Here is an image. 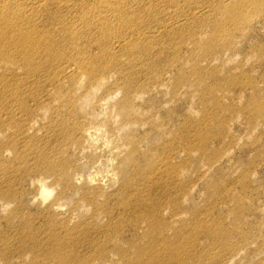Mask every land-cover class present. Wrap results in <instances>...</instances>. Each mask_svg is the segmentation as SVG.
Listing matches in <instances>:
<instances>
[{
    "label": "rangeland",
    "instance_id": "rangeland-1",
    "mask_svg": "<svg viewBox=\"0 0 264 264\" xmlns=\"http://www.w3.org/2000/svg\"><path fill=\"white\" fill-rule=\"evenodd\" d=\"M223 1L225 0H0L18 14L22 10H31L30 13H34L47 9L49 13L45 17L50 16L56 20V24H52L54 27L50 25L44 29L53 34L48 38L54 41L53 48L62 51L65 56H71V60L81 57L87 60L86 62L98 64L101 67L99 76L117 70L116 64L130 62L129 57L136 52V45H139L144 53L142 57H160L159 66L147 72L148 76L153 72L163 73L174 68L177 58L193 61L192 67L174 71L173 79L169 83V92L166 93V88L161 91L148 90L141 99L134 101L136 106L154 113L157 123H136L133 130H129L132 135L145 140L149 150L155 153L152 168H148L149 161L141 157V166L145 167L144 182H141L140 186L143 193H139V197L130 195L127 200L129 211L123 216L115 212L112 220L127 244L125 249L130 252L131 260H118V252L113 251L107 260L96 258L98 261L93 264H137L133 263L132 256L137 258L138 254L132 248L137 246L144 254L152 244L157 245L162 239H157V235L150 233L143 241H139L135 226L150 218L152 224L161 226L166 222L167 227L163 230L170 227L169 212L164 215V220L156 216L157 211L164 207H169L172 214L176 210L182 211L186 220L175 226V229L179 230L175 238L176 232L165 236L168 240H174L158 247L162 253L165 249L179 247L184 240L185 243L189 242V256H198V261L190 260L192 264H200V257L206 256L207 250L208 256L211 253L220 255L216 262L208 259V264H224L223 254L228 256L238 251V257L231 264H264V0H244L223 18L220 16L224 14L218 17L215 10L209 12L206 9L198 13L199 9L209 6L215 9ZM32 2L34 4H31ZM111 8H116V13L109 15L105 24L106 35L102 36L103 38L86 36L88 34L83 33V27L88 18L84 17L92 12L104 15ZM178 21L181 22L179 29L170 28L162 37L153 34L158 27ZM36 22H39V17ZM137 27L141 36H131L129 32ZM63 29L71 30L65 32L71 40L57 42L58 33L55 31ZM100 40L102 42H99ZM120 41L126 44L128 49L132 46L133 53L114 50L113 48L120 47ZM136 41L138 43L133 45ZM216 55L220 59L217 63L224 67L221 76L213 69L220 65L208 68L209 61ZM2 57L0 55V59ZM60 64L61 62L58 63ZM2 65L5 63L0 64ZM19 73L23 74V71ZM202 75L206 78L207 88L195 85L196 93L193 97L192 87L181 89L196 83L197 78L200 79ZM23 77L14 73L7 75L5 80L13 84L23 81ZM141 79L145 80L144 75ZM45 84L38 89L33 88L35 85L20 83L23 100L28 96V101H25L30 108L36 106L35 100L44 93ZM2 90H5V86L0 78V97ZM179 90L180 94L177 95ZM60 91L63 92L62 99H59L61 108L67 98L70 100L77 95L73 92V86L69 85ZM103 91L101 88L92 93L90 100L100 97ZM224 91H229L232 95L227 94L224 97ZM115 98L112 100L117 104L124 98L122 90ZM190 107L197 111V115L191 116L188 113ZM7 108V101L0 102V115ZM108 108L107 105L96 107L95 113L99 120L104 119L110 109ZM20 112V109L16 108V114ZM52 112L51 107L37 112V115H40L38 118L39 126L42 125L41 131H47ZM87 113V109H82L76 117H86L89 121L90 116L86 115ZM35 114L20 120L25 128L28 127L27 117L31 119ZM227 124L230 126L228 133L225 129ZM254 125L257 126L255 132L251 130ZM10 135L11 132L7 134L6 145H11L10 140L14 139L9 138ZM31 140H35V137L20 140L18 147L26 151L34 149L29 146ZM37 140L41 143L40 149L57 146L51 145L53 143L48 139ZM4 150L9 151L4 155V161L10 171L11 165H17L14 162V150L12 146L11 151ZM107 151L105 143L100 142L97 154H105ZM69 156L70 161L67 163L71 162L75 155L71 158L70 153ZM26 159L29 168L16 173V180L11 188V199L1 193L7 191L9 185L0 184V264H23L19 257L24 256L21 252L25 251L32 254L27 255L29 259L24 264H28L32 256L43 260L49 255L52 257L48 247L52 248L53 242H46V246L37 252L32 249L33 245L29 247L22 242H28L24 240L27 236H34L33 240H37V229L51 228L61 221L68 223L70 228L68 233L64 234H72L69 238L70 248L76 249L75 256L73 255L75 261L69 264H86L95 256L86 243L91 239L98 242L102 234L91 226L79 229L84 226L80 225L84 222L89 225V216L93 209L83 203L80 195L74 191L59 196L62 189L59 175L54 176L55 179L59 178L58 184H49L50 188L55 189L53 193L47 199L43 198L36 184L31 181L40 174L45 176V173L40 170L39 174H35V158L26 154ZM76 160V169L72 171L75 172L76 178H81V185L91 187L88 179L100 177L104 186H110L105 177L106 172L100 174L101 163L91 164L89 159L82 155ZM139 161L140 157L136 156V163ZM62 162L65 163L62 159L58 160V163H52L57 164L56 168H61L64 165ZM45 168L47 169V166ZM205 168H208L207 173L204 172ZM175 170L178 172L175 173ZM138 171L140 172L141 168L134 166L133 174L137 177ZM182 171L185 175L181 177ZM2 175H7V172ZM154 177L159 178L156 187L152 184ZM133 191L130 190L131 193ZM191 210L197 214L192 215ZM193 221L206 223L208 232L202 234L210 238L208 245L200 246L195 243L197 239L187 231L188 225L191 226ZM32 226L37 229L33 230ZM102 241L98 243L101 244ZM99 254L100 251L97 252L98 256ZM182 258L160 255L154 264H186L183 262L185 254ZM51 264L60 263L54 261Z\"/></svg>",
    "mask_w": 264,
    "mask_h": 264
},
{
    "label": "bare ground",
    "instance_id": "bare-ground-1",
    "mask_svg": "<svg viewBox=\"0 0 264 264\" xmlns=\"http://www.w3.org/2000/svg\"><path fill=\"white\" fill-rule=\"evenodd\" d=\"M242 1L244 0H225L217 5L215 9L209 6L199 9L198 13L206 9H208L209 12L215 10L218 13V17L224 14L220 16L223 18L225 14L233 10L236 6H240ZM31 4L34 3L32 2ZM30 11L31 10H22L21 13L18 14L14 12V9L9 5L0 2V55L3 56L1 59L4 60L2 61L0 59V64L5 63V65L0 66V78L5 86V90L1 91L2 96L0 97V102H8V108L0 115V170L2 173L7 172V175L4 176L0 173V184L7 183L9 185L7 191H0L4 197H9V199H11V188L16 180V173L26 171L24 169L29 168L26 154L29 157L35 158L33 163L35 174H39L41 170L42 173H45V176L42 174L35 176L31 182L36 184L43 198L47 199L55 190L54 188H50L49 184H58L59 178L61 177L62 189L59 196L66 195L69 191H74V193L80 195L79 198L83 203H87V205L93 209L89 216V225L84 222L80 224L84 226L79 229L84 227L90 228L91 226L94 230H99L102 233L99 237V241H103L100 244L98 243L99 241L97 242L95 239H91L86 243L88 249L95 254L86 264H93V262L98 261L96 258L107 260L110 253L113 251L118 252V260L130 261V252L125 249L127 244L117 230L116 223H113L112 220L115 212L123 216L129 211V208H127V200L130 195L139 197V193H143L140 188L141 182H144L145 175V167L141 166L142 158L144 159L145 157L146 160L149 161L147 167L152 168V161L155 158V153L149 150L150 148L145 144V140L138 138L134 134L133 136L132 132L129 130H133L136 123H140L141 125L150 122L157 123L154 113L148 112L147 109L141 106H136L134 101L141 99L142 95L148 90L155 91L156 89L161 91L166 88V93L169 92V83L173 79L174 71L192 67L193 61H182L177 58L174 68L163 73L153 72L148 76L147 72L159 66L158 60L160 57H157L158 55L142 57L144 53H142L139 45H136L138 43V41H136L133 43V45H136V52L129 57L130 62H128V60V63L122 65L116 64L117 70L99 76L98 71L101 67H99L98 64H93L90 61L86 62L87 60L81 57L75 58L76 60H71V56H65L62 51L53 48L54 41L48 39L49 36H53V34L44 29L53 23L56 24V20H53L50 16L45 17V15L49 13L47 9L38 10L34 13H30ZM6 13L8 14L5 15ZM115 13L116 8H111L108 9L104 15L100 12L99 14L92 12L85 16L84 18L88 19L84 21L86 24L83 27V33L88 34L86 36H105V24L109 19V15H114ZM191 15L195 16V14ZM38 17L39 22H36ZM54 26L55 25H52L50 27ZM180 26L181 22L178 21L168 26L165 25V27H161L162 29L158 27L154 30L153 34L162 37L170 28L175 30L179 29ZM138 29L139 27L132 29L129 34L131 36L135 34L141 36L137 31ZM68 31L71 30L63 29L55 31L58 33L56 41L63 42L71 40L67 38L68 34L65 33ZM99 42L102 41L100 40ZM101 48L104 49V47ZM110 49L111 47L108 48V50ZM113 49L125 52L130 51V54L133 53L132 46L128 49V46L122 44L121 41L120 47ZM109 60L113 61L112 59ZM219 60L218 55L212 57L209 61L208 68L209 66L220 65L217 63ZM59 62H61L60 65H58ZM222 66L223 65L213 68L220 76L224 72V67ZM199 70L201 71V69ZM19 71H23V74H20ZM215 71L213 72L215 73ZM8 73H17L19 77L24 76L22 78L23 81L12 84L10 81L5 80L7 75H12ZM142 75H144L145 79L143 81L141 79ZM24 82L28 83L29 86L35 85L33 88L38 89L46 83L43 87L44 93L35 100L36 106H34V108H30L25 101H28V96L23 100L22 89L19 85L20 83L24 84ZM68 85L70 87L73 86V92L77 95H75V97L73 96L70 100L67 98V100L63 102L61 108V100L59 99H62L63 92L60 90ZM195 85L199 87L206 86L207 88L204 75H202L200 79L197 78L196 83L189 84L181 89L192 87L194 89L193 97L196 93ZM101 88L104 89L102 95L91 101L90 97L92 93L98 92ZM121 90L122 93H124V98L121 99L118 104L114 103L112 99H114ZM222 93H226L224 97H226L227 94L232 95L229 91H224ZM179 94L180 90L177 95ZM56 104L57 106H55ZM103 105L109 106L110 109L108 108L109 110L104 119L99 120V116L96 115L95 110L96 107H101ZM50 107L53 110V115L47 125V131L45 130L46 135L44 136L45 131H41L42 125L39 126L38 118L40 115L38 116L37 112L43 109H49ZM16 108L20 109V114H16ZM82 109H87V111H89V113L86 114L90 116L89 121H87L86 117H80L79 119L76 117V114L79 111L81 112ZM188 113L191 116L197 115V111L193 110L191 107L188 109ZM31 114H35V116L31 119L27 117L28 127L25 128L20 120H25L26 116ZM43 114L45 115V113ZM73 116H75L76 119H74ZM256 128L257 126L254 125L251 130L255 132ZM225 129L227 133L230 132V126L228 124L225 125ZM32 131H34V133H32ZM9 132H11L9 138L13 137L14 139L10 140L11 145L8 144V146L5 143L7 142V134ZM38 133L40 134L38 135ZM34 137L35 140L29 142V146L34 147V149L26 151L22 147H18L20 140ZM38 138L48 139L53 143L51 145L56 144L57 146L56 148L50 149L44 148L46 151H43L44 149H40L39 147L41 143L37 140ZM145 138L147 139V135ZM100 142H104L108 147V151L105 154H97ZM11 146L14 150V162H16L17 165H11L10 171H8V165L4 161V155L9 151H3V149H9L11 151ZM70 153L71 158L75 156L71 162L67 163L70 161ZM81 155L89 159L91 164L101 163L102 171L100 174L106 172L105 177L109 180L110 186H104L100 177H91L88 179V183L91 184V187L86 188L81 185V178H76L75 172L72 171V169H76V159ZM136 156L140 157L139 163H136ZM66 158L68 160H65ZM61 159L65 161V163L62 162L64 165H62L61 168H56L57 164L52 162L58 163V160ZM67 164L69 165L67 166ZM46 166L47 169L45 168ZM134 166L141 168V171H138V177L133 174ZM174 172L177 173L178 171L175 170ZM204 172L207 173L208 168H205ZM184 173L185 172L182 171L180 176L182 177L185 175ZM158 174H160V172ZM57 175H59V178L55 179L54 176L57 177ZM153 179L154 181L152 184L156 187L159 178L154 177ZM71 180H74V182ZM134 182H136V184H134ZM131 189L134 190L132 193L130 192ZM14 197H16V195ZM7 206H9V204H7ZM169 209V207L161 208L160 211H157L156 216L162 220L164 215L169 212L168 221L171 223L170 227L163 230V228L167 227L166 222L160 226L159 224H152L150 218H144V221L135 226V233L139 234V241H143L150 233L153 236L157 235V239H162V241H158L157 245L156 243L152 244L144 254L141 253L142 249H138L137 246L132 248L135 249L138 254L137 258H135L134 255L132 256L134 258L133 263L154 264L157 260V256L160 255L163 257L183 259V254H185L183 262L186 264L188 262H190L188 264H192L190 260L198 261V256H189L187 250L189 242L185 243L184 240H182L179 247L165 249L164 253L158 249L163 243L168 244L174 240L176 235H178L177 231H179L175 229V226L186 220V216L182 211L176 210V212L172 214ZM192 212L191 210L190 213L192 215L197 214ZM69 228L66 221H61L51 228H45L43 230H38L32 226L33 230L37 229V240H33L34 236L31 238L27 236L24 240L28 242H22V244L29 247L33 245L32 249L34 252L35 250L37 252L40 248L46 246V242L47 244L53 242L52 248L48 247V249L51 250L52 257L49 255V257H44L43 260L39 257L32 256L28 264H51L54 261H58L60 264H69L72 262L76 249L70 248L69 238L72 234L65 235L68 233ZM187 231L192 233L193 237L197 239L194 241L195 243H198L200 246H202V244L208 245V240L210 238L202 234L208 232L206 223L198 221L196 223L193 221L191 226L188 225ZM174 232H176V234L172 240H168L165 237ZM95 244L96 246H94ZM98 251H100L99 256L97 255ZM239 253L238 251L228 256L223 254L225 257L223 259L224 264L233 263ZM21 254H25L19 257V260L23 261L24 264L29 259L27 255L32 254V252L25 251L21 252ZM206 256L200 257L202 258L201 263L208 264V259L211 262H216L220 258L219 254L214 253L208 256V250L206 251ZM195 263L199 264L198 262Z\"/></svg>",
    "mask_w": 264,
    "mask_h": 264
}]
</instances>
